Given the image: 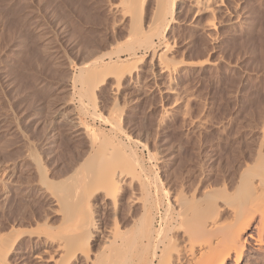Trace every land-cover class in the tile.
<instances>
[{
  "label": "rangeland",
  "instance_id": "rangeland-1",
  "mask_svg": "<svg viewBox=\"0 0 264 264\" xmlns=\"http://www.w3.org/2000/svg\"><path fill=\"white\" fill-rule=\"evenodd\" d=\"M154 2L146 1L143 10L146 20L154 14ZM175 2L176 10L162 23L165 28L170 21L169 27L166 31L162 28V37L155 39V47H136L134 54L133 49L123 50L127 35L121 15L123 0H0V234L6 235L13 227L18 228L14 231L23 232L36 229L46 221L50 228L60 223V216L53 211L52 194L40 188L27 151L33 147L32 143L29 145L31 140L36 144L35 151L44 158L47 176H55L56 183L62 180L63 184L72 175L76 161L82 159L81 154L87 156L86 139L74 136L69 130L72 127L69 117L65 115L67 120L61 112L67 99V111L74 107L83 119L104 128L109 135L117 133L120 138L132 139L130 144L138 152L142 173L152 181V191L145 194L150 198L156 196L166 201L167 196L182 190L187 193L188 188L191 191L199 182L222 188L224 182L229 184L233 180L241 166L255 163L258 148L264 150V0H229L230 11L216 13L215 29L211 33H203L193 25L196 17L204 21L209 16H198L192 11L190 0ZM166 44L172 47L168 61L176 63H173L176 72L173 70L170 79L166 75L162 76L163 80L157 76L153 83L147 76L148 65L152 67L149 56L153 48L158 50ZM116 49L123 51L117 54ZM115 56L128 61L137 57L146 60L137 63L142 69L133 72L134 78L129 76L130 81L124 82L118 91L120 95L110 87L111 79L95 91L96 99L91 95L95 105H91L87 97L90 95L80 98L79 64L86 59L95 60L94 57L106 62ZM181 61L191 63L186 65ZM145 75L148 79L144 83ZM134 79L141 82V91L135 90ZM169 84L178 90L176 96L169 87L165 88ZM91 106L106 117L111 107H117L123 112L121 117L118 113L122 128L119 126L114 133L109 121L105 123L106 117L93 114V118L90 113L95 110ZM165 110H169L168 114ZM10 171L15 176L7 180ZM61 175H66L63 178L67 180L63 182ZM153 179L159 185L163 182L168 192L153 193L156 192ZM68 184L63 186L67 188ZM181 185L184 186L178 188ZM49 188L54 190L51 185ZM170 189L177 191L172 193ZM136 193L140 194L138 189ZM137 208L134 212L139 213L141 210ZM105 212L103 221L110 223L111 213ZM255 224L245 235L250 241L249 234L255 232ZM28 239L26 235L20 240L29 252L36 244ZM91 242V250L101 246L99 241ZM14 259L10 261L16 264Z\"/></svg>",
  "mask_w": 264,
  "mask_h": 264
},
{
  "label": "bare ground",
  "instance_id": "bare-ground-1",
  "mask_svg": "<svg viewBox=\"0 0 264 264\" xmlns=\"http://www.w3.org/2000/svg\"><path fill=\"white\" fill-rule=\"evenodd\" d=\"M146 1L123 0V7L121 8L122 22H125L124 26H127L126 44L123 43L126 45L123 48L124 51L127 49L132 51L133 49V53L136 54L134 50L136 47L152 49V46L156 44L155 39L163 34V29L166 31L169 27L170 21H168L165 28L162 26L166 23L164 20L167 16L176 10L175 0H155V11L151 16L152 18H149L150 20H146L143 14ZM228 1L190 0L189 5L192 11L194 9L198 16L207 15L210 17L204 21L196 17L198 20L195 19L193 25L202 29L203 33H211V30L215 29V22L213 21L216 13H223L224 10L231 8ZM163 47L158 50L157 47L156 49L153 48L154 50L149 56L152 67L147 64L150 72H147V69L145 72L149 73L147 76L153 79V83L156 82L154 80H158L157 76L166 75L169 78L173 70L175 71L176 65L173 64L175 62L170 64L172 61H168L170 58V56L168 58V53H170L172 47L169 48L170 45L168 47V44ZM123 50L117 51L116 49L115 53H120ZM147 51L149 52V50ZM131 53L129 52V54ZM105 54L101 55L105 56ZM96 57H94L95 60L91 57V61L87 62L86 59V62H81L82 64L78 65L79 81L82 82V85H80L82 86L81 93L78 89V94H81L79 95L80 98H83V96L86 98V95H90L87 97L91 99V95H93L96 99L95 91L111 79L112 84L109 83L110 87L118 92L122 86L124 87L123 84L129 79V76L130 79L134 78L132 77L133 72L142 69L137 63L146 60H140L137 57L134 60L135 62L131 60L132 63L130 60L122 58V56H115L117 58H109L110 60L105 62L103 60L98 61ZM99 57L98 59L102 58ZM190 63L184 61L182 64L187 65ZM147 76L144 78L145 80H142L143 82L148 79ZM148 82L152 83L147 81V84ZM140 83L135 80V84H133L136 87L135 90H142ZM134 86L132 88H135ZM165 88L171 90L173 94H178L176 92L178 90H174L176 88L170 86V84ZM135 90L134 92H138ZM118 95H120L119 92ZM67 100H65L66 103L64 102L65 105L61 112L64 114L63 116L67 115L69 117L72 124H70L72 127H69V130L73 131L74 136L77 139H86L88 149L85 148L87 156L85 157L86 154L84 155L83 152V155L81 154L82 159L76 161L74 170L71 167L73 172H70L72 175L67 177L68 180L64 178L70 173L63 175L64 178L61 175L62 178L60 177V179H64L63 182L65 180L68 182L70 179L69 184L66 182L63 184L62 180H59L63 185L68 184L67 188L63 185L62 187L59 182L56 183L57 179L56 181L53 179L55 176L53 178L47 176L46 168L43 165L44 158L42 160L40 154L35 151L37 150L35 148L36 144L31 140L28 143L29 145L32 143L30 146L33 145L32 149L35 148L36 153H33L34 151L30 147L27 151L28 159L34 165V169L31 168L38 175L40 188L50 192L48 195L52 194L53 211L56 210V213L60 216V220L58 219L60 223L58 221L59 224L55 228L51 227L52 229L50 225H46L49 224L46 221V224L39 225L36 229L17 232L14 230L18 228L14 229L13 227L6 235L1 233L0 264H13L10 261L13 257L14 260H17L16 264H264V150L258 148L255 163L253 165L247 163L241 166L236 171V175L233 176V180L229 184L224 182L225 185L223 184L222 188H211V185L208 186L207 183L203 182L199 184V182L196 186L193 184L194 189L191 191L188 188L187 193H185L187 190H182L185 194L181 191V193L167 196L166 201L159 197L156 198V196L150 198L148 194L147 196L145 194L152 191V181L150 182L149 178L147 179L143 175L145 172L142 173L138 152L133 148V144H130L132 139L129 137L131 140H125L120 138V135L117 136V133L116 135H109V132L107 133L104 128L95 127L92 123L90 124V122L83 119L78 111L73 110L74 107L72 111L71 109L67 111L69 104ZM93 100L91 99V105H95V103H92ZM86 103H89V100ZM91 107L92 109L94 107L93 110L96 108L95 106ZM118 110L115 106L111 107V110L107 112L108 117L105 114L104 116L101 113L98 114L96 110L90 114L101 115L102 118L106 117L107 119H104L105 123L109 121V126L113 131L115 130V133L120 126L118 117L123 113L120 110L117 112ZM165 112L167 113L169 110H165ZM118 113H120L119 116ZM66 119L68 120V118ZM133 140L135 142V138ZM13 175L14 173L10 171L7 180L11 179ZM158 182L157 180L154 182L156 192L153 193L157 194L160 190L168 192L166 188H163V182L160 185ZM50 185L52 189L54 188L53 191L49 190L51 189L49 188ZM182 186L184 185L178 188L181 189ZM136 189L139 190V195L136 193ZM39 192L41 193V191ZM125 205L128 207V209L126 208L128 211L124 210ZM54 206L56 209H54ZM135 206L141 210L139 213L134 212ZM123 210L126 211L124 213L126 214L125 217H123L124 214L122 216ZM105 211L111 213L110 223L103 221L102 213ZM106 215L108 217V213ZM254 224L255 232L253 234L250 232L249 237L252 239L250 241L245 235ZM20 233H22L21 236H19ZM26 235L29 238L28 240L36 244L29 252L23 247V242L20 240ZM91 241H99L100 248L98 247L95 251L93 248L91 250L90 244L94 243Z\"/></svg>",
  "mask_w": 264,
  "mask_h": 264
}]
</instances>
